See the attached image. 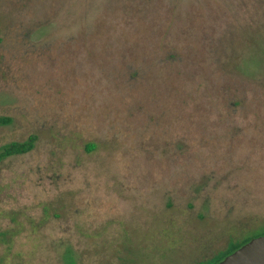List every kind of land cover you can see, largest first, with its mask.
I'll return each mask as SVG.
<instances>
[{
	"label": "rangeland",
	"instance_id": "rangeland-1",
	"mask_svg": "<svg viewBox=\"0 0 264 264\" xmlns=\"http://www.w3.org/2000/svg\"><path fill=\"white\" fill-rule=\"evenodd\" d=\"M0 116V264L212 259L264 228V0H0Z\"/></svg>",
	"mask_w": 264,
	"mask_h": 264
},
{
	"label": "trees",
	"instance_id": "trees-1",
	"mask_svg": "<svg viewBox=\"0 0 264 264\" xmlns=\"http://www.w3.org/2000/svg\"><path fill=\"white\" fill-rule=\"evenodd\" d=\"M8 123H10L9 117L0 116V124H8ZM36 141H37V135L32 134L26 140L11 141L10 143L3 145L0 148V162L3 161L4 159L8 158V157H11L14 155L25 154V153L32 151L33 148L35 147ZM95 146L96 145L93 143L86 144V148L88 150L94 149ZM6 234H7V232L0 233V235H2V237L3 236L5 237ZM263 234H264V228L261 231H258V233L255 235V237L263 235ZM252 238L253 237H248L242 241L234 242L226 250L219 252L212 259L202 261L198 264H218V262H220L222 259H224L227 255L231 254L233 251H235L236 249H238L239 247H241L242 245H244L245 243L250 241ZM68 256L70 258L69 264H74L75 261L70 257V255H68Z\"/></svg>",
	"mask_w": 264,
	"mask_h": 264
},
{
	"label": "water",
	"instance_id": "water-1",
	"mask_svg": "<svg viewBox=\"0 0 264 264\" xmlns=\"http://www.w3.org/2000/svg\"><path fill=\"white\" fill-rule=\"evenodd\" d=\"M218 264H264V234L253 237Z\"/></svg>",
	"mask_w": 264,
	"mask_h": 264
},
{
	"label": "flooded vegetation",
	"instance_id": "flooded-vegetation-1",
	"mask_svg": "<svg viewBox=\"0 0 264 264\" xmlns=\"http://www.w3.org/2000/svg\"><path fill=\"white\" fill-rule=\"evenodd\" d=\"M214 257H215V256H214ZM222 260H223V259H222ZM200 262H202V261L197 262V264L200 263ZM218 263H219V262H218Z\"/></svg>",
	"mask_w": 264,
	"mask_h": 264
}]
</instances>
